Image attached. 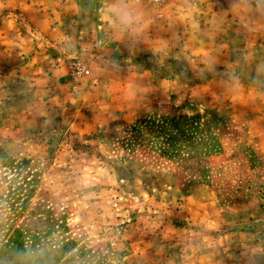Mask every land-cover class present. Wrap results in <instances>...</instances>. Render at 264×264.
I'll use <instances>...</instances> for the list:
<instances>
[{
  "label": "rangeland",
  "instance_id": "374dc122",
  "mask_svg": "<svg viewBox=\"0 0 264 264\" xmlns=\"http://www.w3.org/2000/svg\"><path fill=\"white\" fill-rule=\"evenodd\" d=\"M17 230L55 264H264V0H1Z\"/></svg>",
  "mask_w": 264,
  "mask_h": 264
},
{
  "label": "trees",
  "instance_id": "16d2710c",
  "mask_svg": "<svg viewBox=\"0 0 264 264\" xmlns=\"http://www.w3.org/2000/svg\"><path fill=\"white\" fill-rule=\"evenodd\" d=\"M158 122V121H157ZM162 125H158L161 130H173L170 133L169 141L175 140L179 134H175L173 129L174 122L163 121ZM154 123V122H153ZM25 234L21 230H17L9 238L6 244H2L0 249V262L1 264H55L60 258L50 257L46 251L37 253V248L41 247L40 236L32 237L31 243H25ZM36 251V252H35Z\"/></svg>",
  "mask_w": 264,
  "mask_h": 264
},
{
  "label": "crops",
  "instance_id": "0c3cea01",
  "mask_svg": "<svg viewBox=\"0 0 264 264\" xmlns=\"http://www.w3.org/2000/svg\"><path fill=\"white\" fill-rule=\"evenodd\" d=\"M0 2H1V0H0ZM55 31H58V29H56ZM63 33V35H64V32H62ZM260 46H262V45H260ZM112 49H118V48H116V47H114V46H112L111 47ZM43 65V64H42Z\"/></svg>",
  "mask_w": 264,
  "mask_h": 264
}]
</instances>
